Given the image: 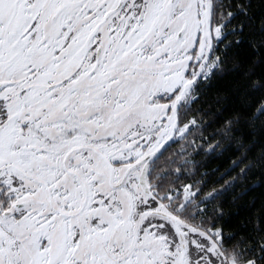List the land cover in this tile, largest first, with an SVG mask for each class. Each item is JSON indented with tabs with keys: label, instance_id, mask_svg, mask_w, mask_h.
Wrapping results in <instances>:
<instances>
[{
	"label": "snow or ice",
	"instance_id": "1",
	"mask_svg": "<svg viewBox=\"0 0 264 264\" xmlns=\"http://www.w3.org/2000/svg\"><path fill=\"white\" fill-rule=\"evenodd\" d=\"M0 264H264V0H0Z\"/></svg>",
	"mask_w": 264,
	"mask_h": 264
}]
</instances>
